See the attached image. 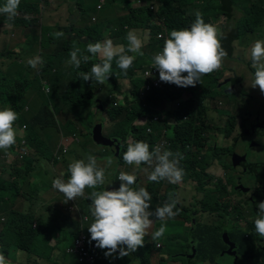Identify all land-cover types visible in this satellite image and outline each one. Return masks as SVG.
<instances>
[{"label":"rangeland","instance_id":"rangeland-1","mask_svg":"<svg viewBox=\"0 0 264 264\" xmlns=\"http://www.w3.org/2000/svg\"><path fill=\"white\" fill-rule=\"evenodd\" d=\"M128 1H132V7L136 9V12L144 13V16L140 18L138 17L137 24L134 23V25L129 26V30H135L136 34L142 40V43L144 45V41L146 40V32H149V30L145 29L146 26L160 25L163 28L162 38L163 41H165V39H167L169 35L166 31V27H164V23L166 22L164 18L165 15L159 17L158 14L159 5L161 3L160 0H105V2H102V8L104 6L103 9H99L98 5L95 3V7L88 10V12L83 16V18L88 20L89 23L100 21L104 25L106 23V20H108L107 17L110 14H112V17L118 15H126L130 10L129 7L126 5ZM38 2L39 1L20 0L17 17L21 18L24 15H28L30 18H32V22L35 20L33 22L34 24L45 25L52 28V30L49 32L51 34L50 37L52 41H54V47L59 48L60 44L62 45V43H57L58 37L54 35L56 33L55 26L56 24H59L61 26L73 25L70 21V18L72 17V15L79 14L76 8H74L76 0H41L39 2L40 5L37 4ZM110 2L115 3L118 7H114V5ZM235 2H237V5L240 6L241 13L243 14V16L238 20V22L235 23L230 21V19L228 18V14L224 10L226 6L221 2V0H203L200 1L199 4L195 2L196 6L186 7V13L189 15H193L194 18H196L195 13L199 12L206 23H210L217 28L218 34L223 40L228 32H239V36L235 39L236 46L234 48V55L235 57H238L239 55L243 54L244 56L249 58V62L247 65L248 67L243 70L242 75H250L251 79L249 77H247L245 80L243 78L237 79L233 75L231 76V80L228 82V84L230 85V87L234 86L231 93H235L241 89V83L243 81L245 82V88L248 90L249 93H245V96L242 95L241 99H245V104L250 109L258 110L255 115L249 114L244 111L242 115H244L245 117V123L247 127H254L258 125L261 127V132L259 129L257 130V134L260 132L259 135H253L252 137L249 135L245 136V138L250 139L247 143V148H238L239 142H242L241 137L240 140L235 143V145H233L226 151V154H229L231 156L244 155L242 153L238 154L240 149L241 152H247L246 155L249 161L252 160L254 162H262L264 161V143L261 144L258 140L260 139L264 142V99L259 108L258 102L260 99H262L259 93L260 89L257 87L252 88L250 86L254 79L255 70L249 65H251V46L255 43L256 40H260L256 37L255 34L258 33L260 30L264 29V0H235ZM99 3L100 0L98 4ZM140 6H146L148 7V9L146 8L145 10H142L139 8ZM251 7L253 9L252 13L249 15V21L247 22L245 20L244 23V19L247 16V8ZM50 15L52 19H49ZM93 16H95L97 20L94 21L92 19ZM0 18V92H11L13 95L16 96L18 95V93L24 94L19 100V103H23L24 101L33 102V100H36L38 103L42 104L44 101L48 100L47 93L49 92V87L47 85L44 86L43 83L41 84L42 87H37L38 82L36 80V75L37 73L39 75L43 64L37 70H34L31 67H27V61L29 58L40 56L42 57L44 63L47 54L46 50H48L49 48L46 45H43L41 47L39 42L37 45H35L33 39L30 36L29 38L24 37L23 35H26L28 33V29L25 31H21L20 34L18 26H15L8 22L6 16L0 14ZM192 22L193 21L189 20L187 23L191 25ZM231 24H235L236 26L234 28H231ZM76 25L78 26L77 23ZM190 25H188L186 28H189ZM247 31L251 33V35H249L245 41L238 40L240 39V36H242ZM123 34L124 35H122L121 41L126 38L127 35L126 32ZM231 39L232 35H228L227 41L230 42ZM121 41L120 46H122ZM21 45H23L25 49H32H30L26 56H21L23 57V60H21L22 66H18V55L15 52H17V49H19ZM77 47L84 50L86 48V45L80 44ZM72 49L73 47H69L70 51ZM9 64H13V67L10 69H8ZM231 65L244 66V63H240L237 61L232 62ZM18 70L20 71V74L16 77V80H10L3 73H1L2 71H5L9 77H14L16 74H18ZM216 74L217 71L212 73V75ZM28 75L34 83L33 87H28V84L31 83V81L28 80ZM64 78H67V75H64ZM146 79L147 77L141 76L138 78V82L145 84ZM204 79L205 76L201 78L202 84H204ZM237 80L239 81L237 82ZM208 82H210V79L208 80ZM147 83L148 82H146L145 86L147 85ZM54 85L57 86L56 84ZM226 85L227 84L222 83L215 85L214 83V90L220 93ZM26 88L27 92L24 93V89ZM251 92L253 93L252 95H250ZM231 93L230 97L235 95ZM105 95L106 91L104 93V98ZM135 98H137V96ZM1 99H4V101L7 103H4L0 100V109H3L5 107H12V101H10L9 98H5V96L3 95ZM226 100L227 97L217 95L214 102L219 103V101H221L222 105ZM120 101H122V99ZM177 104L178 102L175 101V106H177ZM163 105L164 103L160 99L155 105L156 109H153V112L158 113L159 108ZM105 106L109 107L110 103ZM99 108L100 106L97 103L86 106L85 108H83L84 117H87L93 112L92 115H95V119L93 118V120H96L97 114L98 116L96 126L100 131L103 132L104 136L110 139L111 141L106 140L105 142L99 143L100 139L93 140V136L90 135V137L88 138H91V141L86 142V149L84 148V155L89 156L90 153L95 150L98 166V150H102L103 148H105L109 151V154L114 160L111 167H108L107 162H105L103 165V168L106 169V175H108V179L111 180V183L106 185V188L108 190H118V184H120L118 176L121 173L122 156L123 153L126 151V144L136 141H144L150 143V141H146V139L139 137V133L128 134L127 138L124 141L122 140L123 138H119L111 134H116L117 129L114 130L111 127L112 122L108 120V111L106 110L104 112H100L101 108ZM235 112L237 114L238 110L234 109V113ZM211 114L215 115L216 113L211 111ZM135 120L136 119H134L133 121ZM246 126L244 127V130ZM20 129L23 131L22 128ZM17 130L18 129H16V131ZM113 130L114 132H112ZM68 138L69 136L65 138V141L68 140ZM16 139L18 140V135ZM151 142H153L152 149L156 146L161 145L160 142ZM23 143L24 141L22 140V151L29 147L27 142L26 144ZM119 143L120 145L118 146ZM90 144H92V148L89 147ZM210 144L217 146L224 145L220 144L213 134H211ZM122 145H125V148L121 151L120 149ZM76 153L81 152L76 151ZM16 154L18 155V157H20L18 150L14 151L11 148L7 150H0V160L9 161L12 159V157H17ZM116 155H118L117 158H115ZM83 159L85 161L87 160L86 157H83ZM72 161L73 160L69 159L67 161V164L69 165ZM139 166V173H136L135 171L131 173L137 177L135 186L140 185L141 187L146 188L151 194V187L149 186V182L153 181H149L148 177L154 170V165L150 166L144 163V165ZM8 167V164H0V174L4 170V172L7 174V179L9 181L17 182L15 175L6 170V168ZM197 169L191 168L189 171H186L184 169L185 175L189 179L197 178L199 175L200 186L206 185L209 181L213 185H220L219 188L213 193L212 201H210L211 194L207 195L206 203L216 209H221V216L223 217L222 221L217 225L206 226L204 228H201L200 226L193 227L192 224H189L182 228L181 224L176 219H165L161 221L156 219L155 217H151L150 219H152L153 221L151 229L153 227L156 231L163 224L166 226V232L162 237L163 245L161 247H156L155 244L149 245L146 240L151 238V234L150 232H147V234L145 235L144 244L149 245L151 247L152 253L151 261L150 259L146 260V263L160 264L159 254L165 252L166 250V264H174L177 260L179 261L176 262V264H205L204 256L206 254L214 250L222 252V246L225 247L226 244L229 243L230 240L233 238L240 239V242L243 246V251L241 252L240 257H238L236 260H233L234 258L230 256V260L232 262L231 264H255V258H253V253H257L262 259H264V238H261L256 234L254 227V221L257 218V213L254 212H257V209L254 208L253 212V205L250 203V201H247L246 204L243 205V207L241 205V202L237 203V200L243 202L247 196L245 194H238V190H241L243 192L246 188L235 187L231 191L232 195L230 196L227 192L228 181L235 184L236 174L234 173V171L230 172L228 166H223L224 176L216 181L211 176H201L200 170L198 169L197 171ZM217 169L218 168H213L212 170L214 171L211 172H215L217 171ZM128 172H130V169H128ZM257 174H264V170H262V168H260V170H256L255 176L251 175L248 177L243 175L242 177H240L242 185L254 187L258 179ZM2 175L3 174H1V176ZM34 175L35 177H29V180L33 183L34 188L37 190L36 193L29 195L31 197L30 199L33 203L38 201L42 202L45 206L43 207V210L47 213V215L39 213L34 207L31 206L32 210L36 211V215L43 216L42 221H44V223L41 221L40 217L36 215H34L33 217V226L41 225L43 227L42 233L44 234V236L39 235V242L40 240L42 241L40 242L42 246H38L37 243L34 249L31 250V252L26 250L25 242L17 230L19 224L18 205L24 204L25 199L23 195L19 194L18 196V194H16L18 191H16L14 184L10 183L11 185H13L12 189L3 188L2 190H0V254H3L5 256L7 264H76L78 260L77 252L79 250L78 234L83 233L84 224H86V217H84V205L79 207L78 200L76 199L73 205L68 206L70 210L76 208L74 210V213L72 212L70 215L69 211L67 213L61 211L60 206H62L65 202V197L61 192L53 188L52 185H49L51 177V168L46 163H43L42 173H35ZM57 177L63 179V176ZM262 177L264 178V175H262ZM1 181L2 180L0 179V185L3 184ZM23 188L24 190H29V184L27 183V181L23 183ZM86 191L90 193L92 190L86 189ZM169 192L172 193V190L170 188H163L160 193L161 195H166ZM243 193H246V191H244ZM84 199L87 201L86 196L80 198L81 201ZM89 202L90 199L88 201V204ZM51 205H54V211H52L48 207ZM243 210L246 214L244 220H235L234 218H228L230 215L238 216L242 214ZM24 211H26V207H24V210H22L21 212ZM237 226H241L243 230H240ZM13 234H15L16 236H13ZM157 242L160 241L157 240ZM184 245L189 247L185 251L181 249V247ZM237 246L238 244H235L234 248H236ZM92 250L94 253V262L92 264H135V259H146V253L141 252L144 250L143 248L138 249V252H140L138 255H129L123 258H118V254H114V256L112 257H106L105 251L107 250L100 249L99 247H97L95 241H92ZM175 252L177 255L175 254ZM180 252L185 253L182 256L180 255ZM81 264L87 263L83 262Z\"/></svg>","mask_w":264,"mask_h":264},{"label":"trees","instance_id":"trees-1","mask_svg":"<svg viewBox=\"0 0 264 264\" xmlns=\"http://www.w3.org/2000/svg\"><path fill=\"white\" fill-rule=\"evenodd\" d=\"M31 1L40 2L41 0ZM160 1L161 3L159 5L158 14L159 17L165 15L164 18L166 22L164 23V27H166L168 35L173 29L179 30L186 28L188 25H190L189 23H187L189 20L193 22L195 21L193 15H189L186 13V7L196 6L195 2L197 0ZM39 2L37 4L40 5ZM98 2L99 0H76L74 8H76L79 14L72 15V17L70 18V21L73 25L61 26L59 24H56L55 26L56 33H64L62 37L57 38V43H62V45L60 44L59 48L54 47V41H52L50 37L51 35L48 34V32L52 30V28H50L49 26L34 24L33 22L35 20L32 22V18H30L28 15H24L21 18L16 17L13 21H8L13 25L18 26L19 33L20 29H28V33L24 35V37L29 38L30 36L33 39L34 44H38L39 42L41 47L43 45H46L49 48L48 50H46L47 54L39 75H36V80L38 82L37 87H39V85L40 87H42V83L44 84V86L47 85L49 87V92L47 93L48 100L44 101L42 104L38 103L36 100H33V102L24 101L23 103H19V100L24 94L18 93V95L16 96L11 92H0V100L4 103H7L4 101V99L1 98L3 97V95L5 96V98H9V100L12 101L11 108L18 113V120L14 123V126L18 125L24 131L23 136H18V140L16 139L18 143L16 142L12 147H10L14 151L18 150L20 157H18V155L16 154L17 157L14 156L11 160L4 161V165L8 164L9 166L8 168H6V170L15 175L17 182L9 181L7 179V174L3 170L1 173L3 175L1 176L0 174V179L3 183L2 185H0V190H2L3 188L12 189L13 185L10 184L12 183L14 184L16 191H18L16 194H18V196L19 194L24 196L25 203L18 205L19 224L17 230L25 242L26 250L30 252L34 249L37 243L38 246H42V244L40 243L42 241L40 240L39 242V235L44 236V234L42 233L43 227L41 225L33 226V217L34 215H36L35 212L37 211L39 213L47 215V213L43 210V207H45L44 204L39 201L33 203L30 199L31 197L29 196L36 193L37 190L34 188L33 183L29 180V177L34 178V174L37 173V166L32 161L34 159H53L54 163H56L61 162L64 157L63 154H53L52 152H50L48 137H43L41 135V132L45 129L50 128L60 130L57 122L61 121L63 123L67 120L65 128L67 127L72 135H79L82 140H84V136H93L94 128L96 127V123L93 124L95 121L93 120V118L95 119V115L90 114L89 117H84L83 112V108L88 105L97 103L102 111H108V117L115 122V127L117 129L116 134H111L119 138H123L122 140L124 141L127 138L128 134H130L131 132L135 134L139 133V137L146 139V141H150V143H147L150 145V149L152 150L153 142L151 141H154L157 138V135H148L146 131L147 126L136 127L132 125V122L134 119H138L144 116L151 117L154 114L153 108L143 106L144 102H147L152 106H155L160 99L164 103V105L166 103H169V110L166 112L165 123L166 125L173 124L175 132L173 136L169 137L170 144L166 148H163L162 151H179L183 155V159L180 161V167H182L186 171H189L191 168H198L200 170L201 176L203 177L210 175L216 181L221 179L220 177L211 175V171L214 170H210L209 163L211 158L222 160L221 155L223 153L221 152V147L213 144H211L209 147L205 145V143L210 139L211 136V130L207 121L210 110H216L220 112L218 106L221 105V102H214L217 96V92L214 90V83L216 85L217 82V80L215 79L216 75H212V73L208 76L205 75L204 84L197 82L195 87H178L175 84L163 82L158 88L153 89V91L149 93L143 100L138 97L141 94L138 85V78L140 76L143 58L148 59L151 58L152 55L148 56L147 54H145L143 56H139L137 54L126 51L125 54L135 56L133 65L128 69V74L125 76L116 66L115 61H113L112 75L108 79V85H111V87H108L107 85H100L94 80L82 81L79 73L90 71L92 64L99 61L92 60L88 64H82L79 68H77L70 63L71 51L69 50V47H77L80 44H84L87 46V43L89 41H103L108 38L113 41L114 46H120L122 35H124L123 33L126 32L127 26L134 25V23L137 24L138 17L140 18L144 16L143 12H136V9L132 7V1H128L126 5L130 10L126 15H118L108 18L104 25L100 21L89 23L88 20L83 18V16L88 12V10L95 7L94 4H97ZM139 8L142 10H145L146 8L148 9V7L146 6H140ZM26 16L27 19L25 18ZM50 17L51 15L49 16V19ZM76 23L78 24V26L76 25ZM149 26L150 25L146 27L148 28ZM151 27L152 28L150 30L151 36L149 39V46L156 51L161 50L163 48L164 41L162 37H158V34L163 33V28L160 25ZM109 31L112 33L108 36ZM104 34H106L107 37H104ZM147 34L149 33H146V40L144 41V45L141 49L143 53L146 52V42H148ZM121 43L122 46L127 49L128 42L126 38H124ZM1 73H3L10 79L5 71H2ZM64 75H67V78H64ZM209 79L210 82H208ZM33 84L34 83L31 80V83L28 84V87H33ZM54 84H58L59 86H55ZM105 91L106 95L104 98ZM26 92L27 88L24 89V93ZM136 96L137 98H135ZM121 99L122 101H120ZM175 101H178V105L176 106V108H174L173 106ZM109 103L110 106L106 107L105 105ZM114 103H116V105H114ZM101 110L100 112H102ZM234 124L236 125V120H229L225 124V127H222V129L225 131V128H227L230 131L233 128ZM154 127L156 131L162 129L161 124H155ZM242 134L246 136V134ZM22 138L25 139L29 146L24 151L21 150ZM76 142L77 141H75V143ZM122 149H124V145H122L121 151ZM79 151L84 154L83 148ZM210 153H213L211 157ZM227 162L228 165L232 167V164L230 163V161H228V159ZM248 164H253L256 166L262 165L261 162H254L252 160L248 161ZM59 168L60 167H57V170ZM64 172L66 174H64ZM61 173L65 181L70 176L68 167H64ZM257 175L264 183V178L262 177V175L264 174ZM26 181L29 184V190H24L23 188V183ZM154 184L158 189L161 187L169 189L171 186L170 183L163 185L162 180H160L159 182H154ZM49 185H51L50 182ZM219 186V184H215L214 190L216 191ZM86 193L87 192H85V195ZM170 195L171 192L166 194V196ZM80 198L82 197L76 198L78 200V206L80 207L84 205L85 211L87 202L85 199L81 201ZM74 202L75 200L64 202L63 205L60 206V210L65 213L69 211V214L71 215L72 212L74 213V210L76 208L70 210L68 206L73 205ZM31 206L34 207L36 211L32 210ZM53 206L54 205L48 207L52 211H54L55 209L53 208ZM24 207H26V211L21 212L22 210H24ZM208 207L211 211L219 210L218 208L216 209L210 205H208ZM36 216L40 217L42 221V215ZM42 222L44 223V221ZM13 236L16 235L13 234ZM233 240L237 241V243L239 244L238 248L240 249V251H243V246L240 242V239L233 238ZM88 245L92 248V242L88 243ZM149 245L144 244L143 247H140L144 249L141 252L146 253V259H135V264H147L146 260H149L152 254L151 247ZM223 248L224 247L222 246V249ZM138 249L131 255H138L140 253L138 252ZM219 253V251L214 250L208 253V255L210 256V259H213V257L218 255Z\"/></svg>","mask_w":264,"mask_h":264},{"label":"clouds","instance_id":"clouds-1","mask_svg":"<svg viewBox=\"0 0 264 264\" xmlns=\"http://www.w3.org/2000/svg\"><path fill=\"white\" fill-rule=\"evenodd\" d=\"M100 3L102 4V0H100ZM19 5L20 0H5L3 5H0V14L6 16L8 21H13L18 15ZM195 16V21L191 23L189 28L171 30L161 50L156 51L149 46L151 26L145 28L149 30V32H146L149 34L148 42H146V52L144 53L141 51L142 40L135 30H129L130 27L127 26V49L124 46H114L111 39L89 41L84 50L73 47L70 52V63L79 68L82 64L98 60L99 62L92 64L90 71L80 72L79 75L82 81L94 80L100 85L111 87V85H108V79L112 75L113 61L126 76L128 69L133 65L135 56L127 55L125 52H131L139 56L147 54L148 56L152 55V57L143 58L139 77H146L147 71H153L156 68L159 71L156 78L159 77L162 83L175 84L178 87H195L197 82L201 83L203 76H208L221 69L223 60L227 57V51L221 45V37L217 28L210 23H206L199 12H196ZM25 18L27 19V16ZM54 35L62 37L64 33L57 32ZM159 35H162V33H159L158 37H160ZM250 60L251 67L255 70L254 79L250 86L252 88L258 87L264 93V40H256L251 46ZM27 63L31 68L37 70L43 64V59L40 56H35L29 58ZM28 80L31 81L29 75ZM149 81L150 79L147 77L145 84ZM145 84L138 83L141 92L138 97L143 100L153 89L159 87L151 84L147 88ZM143 106L156 109L155 106L147 102H144ZM160 108L158 113H154L151 117H140L133 121L132 125L136 127L151 126L153 132L149 133L146 127L147 134H156L155 142L163 135V139L168 146L170 139L166 136L165 119L140 124V120L152 119L154 115L161 116ZM252 110L257 111L258 109ZM17 120L18 113L12 108L5 107L0 110V150H7L16 143L17 131L14 128V123ZM108 120L112 122V127L115 130V122L110 118ZM155 124H161L162 129L156 131ZM243 133H245V130ZM73 138L75 141H79L76 137H70L69 141L75 142ZM23 141V144H26L24 138ZM149 149L150 145L144 141L126 144V151L122 156L121 173L118 176L120 181L118 190H108L106 188L111 180L108 179L103 165L104 160H106L108 167H111L113 163L111 155L106 158L99 156L97 166L95 156L89 155L85 161L83 159L85 155L78 153L68 165L69 178L65 181L57 177L52 181V187L64 195L65 202L86 196L85 189L92 190L86 196V214L84 211L86 224H84L83 233L87 236L85 248L88 252V259H81V255L77 254L76 264L83 262L92 264L94 262L93 250L88 245L92 241H95L96 246L100 249L107 250L105 251L106 257H112L114 254H118V258L129 256L138 248L143 247L144 237L147 234L146 230L153 223L150 217L154 216L156 219L163 221L174 218L178 214L177 211H174L177 201L172 199L171 195L170 199L164 196L159 201L152 202V196L146 188L140 185L135 186L137 177L131 173L134 171L139 173V165L146 163L150 166L154 165V170L148 177L149 181L167 180L171 184H179L185 175L184 169L180 167L183 155L179 151H162L160 146L154 147L151 151ZM63 152L67 153L66 149ZM117 157L118 155L115 158ZM128 169H130V172H128ZM158 204L161 206H157ZM257 206L259 211L254 221L255 232L259 237L264 238V201L259 202ZM165 232L166 226L162 224L152 233L151 239L153 242L151 244H157L158 247L160 242H157V240L162 238ZM0 264H7L3 254H0Z\"/></svg>","mask_w":264,"mask_h":264},{"label":"crops","instance_id":"crops-1","mask_svg":"<svg viewBox=\"0 0 264 264\" xmlns=\"http://www.w3.org/2000/svg\"><path fill=\"white\" fill-rule=\"evenodd\" d=\"M27 1H31V0H27ZM4 2H5V0H0V5L3 4ZM110 3H112L114 5V7H116L115 3H113V2H110ZM103 8H104V6H103ZM103 8H101V9H103ZM93 17H95V16H93ZM93 17H92V19H93ZM111 17H112V14H110L107 17V19L111 18ZM50 19H52V18L50 17ZM95 20H97L96 17H95ZM25 30H27V29H20V34H21V31H25ZM24 33H26V32H24ZM111 33L112 32L109 31L108 36ZM48 34L51 35L49 32H48ZM104 37H107L106 34H104ZM237 37H238V35H235L232 37V40L230 43L232 49H234L236 46L235 39ZM260 40H264V39L260 37ZM224 44H225V40L221 39V45L225 49ZM35 45H37V43H35ZM30 49H32V48H30ZM30 49L29 50L25 49L23 45H21V47L19 49H17V52H15V53L18 55V60H19L18 66H21V60H23V57H21V56L22 55L26 56V54L30 51ZM244 58L248 59L246 56H244ZM224 62H225V59L223 60V64L221 67L222 69L217 70V74L219 71H223V68H225ZM249 66H251V65H249ZM12 67H13V64H9L8 69H10ZM27 67L30 68L29 65H27ZM17 69H18V67H17ZM18 73L20 74L19 70H18ZM19 74H16L14 77H10V79L16 80V77ZM247 77H249L251 79L250 75H244L243 79L245 80ZM57 86H59V85L57 84ZM39 87H40V85H39ZM245 93L248 94L249 92L245 88V82L243 81L241 83V89L239 91H237L235 95L228 97L227 100L222 105L218 106V108L220 109V112L216 111V110H212L213 112L216 113L215 115H213V114H211V110H210V114L208 116L207 121L209 123L211 134H213L215 136L216 140L220 144H224V145H220V146H223L224 148H231L233 145H235L236 137H239L244 132V127L246 126V123H245V117H244V115H242L243 111L247 112L249 114H252V115H255V113L257 112L256 110L250 109L245 104V99H241V96L244 95ZM259 93H260V97L262 98L258 102V106L260 107L262 102H263V99H264V93H262L260 91H259ZM252 94L253 93L251 92L250 95H252ZM234 109L238 110L237 114H236V112L234 113ZM91 114H93V112ZM89 115H88V117H89ZM96 116H98V115L96 114ZM232 119L236 120V125L234 124L233 128L230 131L227 128H225V131H224L222 129V127H225V124L229 120H232ZM66 121H64L63 123L61 121L57 122L60 130L55 129V128H50V129H45L41 132V135L43 137H45V138L48 137V145L50 148V152H52L53 154H56L58 152V153H62L64 155L61 162L54 163L53 159L52 160H42V159L36 160V159H34L32 161V162L37 164V173L36 174L42 173V164L43 163H46L51 168V177H50L51 185H52V181L55 178H57V176H62L61 172L63 171V168L68 167L67 161L69 159L73 160L78 155V153H76V151H79L82 148L86 149V142L91 141L90 138L85 137V136L83 137L84 140H82V138L79 135H72L70 133V131L67 129V127L65 128ZM96 121H97V117H96V120L93 124H95ZM111 127H112V125H111ZM14 128L18 129L17 135L22 137L24 132L19 128V126L15 125ZM249 128H251V127H249ZM253 129L256 131L260 129V132H261V127L258 125L254 126ZM260 132L256 135H259ZM68 136H69V138L72 136H75L76 138H78L79 141L76 143L71 142V140L69 141V138H68V140L65 141V138H67ZM22 140H23V138H22ZM210 142H211V136L209 139V144H210ZM89 147L92 148V144H90ZM63 149L64 150L66 149L67 153H64ZM90 155L96 156V151L94 150L92 153H90ZM109 155H110L109 151L105 148H103L102 150H98V156H102V157L106 158ZM85 157L87 158L88 155H85ZM237 157L238 156H232L231 162L234 161V163H235ZM221 158H222V160L220 159L219 164H218V162H214V163L210 162V170H212L214 167L218 168L217 171L211 172V175L216 176V177H220V178H222L224 176L223 166H225V163H228L226 153H223V157H221ZM4 163H5L4 161H0V164H4ZM34 163H33V165H34ZM261 163L263 164L264 161H262ZM57 167H60V168L57 170ZM229 170L231 172V170H233L232 167H230ZM162 182H163V185L169 183L167 180H162ZM150 183H154V182H149V186L151 187ZM231 183L232 182L228 181L227 192L229 193V196L232 195L231 191L229 190V184H231ZM170 189L172 190L171 198L175 199L177 201L176 208L174 209V211H177V213H178V207L180 205H182L183 203L187 202L190 198H195L197 196L201 197L202 208L204 211L202 212V214L197 216V219H196L198 222V226H200L201 228H204L206 226H214V225L219 224L222 221L223 217L221 216L222 215L221 209H219L217 211H215V210L211 211L210 209H208V205L206 203L207 195L211 194V196H210V199H211L213 196V193L215 192L214 185L210 184L209 187H207L206 185L200 186L199 175L197 178H194V179H189L186 175H184L182 182L179 184H171ZM197 191L199 192V194H197ZM85 192H87L86 196H88V191H86V189H85ZM154 194H155V190L151 187V196L153 197ZM164 196L167 197L168 199H170V196H166V195H164ZM157 206H161V205L158 204ZM207 212H209V214ZM243 216H245V215L244 214L241 215L239 220H243L244 219ZM175 217L170 218V219L171 220L175 219ZM146 231L150 232L151 236H152V233L155 232L153 227H152V229L150 227ZM159 241L163 245V242H162L163 239L160 238ZM146 242H148L150 244L153 241L150 238V239H147ZM196 254H197V252H196ZM159 257H160V264H166L167 251L165 250V252L160 253ZM253 258H255V264H264V259H262L257 253H253ZM150 261H151V258H150ZM178 261L179 260H177L176 262H178ZM176 262L174 264H176ZM204 262H205V264H231L232 263L230 260V256L224 252H220L218 255L213 257V259H210V256L208 254H206L204 256Z\"/></svg>","mask_w":264,"mask_h":264},{"label":"flooded vegetation","instance_id":"flooded-vegetation-1","mask_svg":"<svg viewBox=\"0 0 264 264\" xmlns=\"http://www.w3.org/2000/svg\"><path fill=\"white\" fill-rule=\"evenodd\" d=\"M200 1H203V0H197L196 3L199 4ZM245 1H247V0H245ZM221 2L223 4H225V6H226V8L224 10H225V12H227L228 18L230 19V21H232L233 23L238 22V20L243 16V14L241 13L240 6L237 5V2H235V0H221ZM252 7L251 8H247V16L244 19V23H245V20L247 22L249 21V15L252 13V9H253ZM261 19H262V17H261ZM260 20H259V22H260ZM235 26H236L235 24H231L230 25L231 28H234ZM228 35H232V37L235 36V35H238L239 36V33H237V32H231L230 31V32H228L226 34V36H228ZM249 35H251V33H249L247 31L242 36H240V39H238V40L245 41ZM255 35L259 39H260V37L264 39V29L260 30ZM224 40H225L224 47H225V49L227 51V57L225 58V62H224V67L225 68H223V71H219L218 72V74L215 76V79L217 80L216 85H218L219 83L227 84L222 89V91L220 93L217 92V95L225 96V97L228 98V97H230V93L232 92V90L234 88V86L230 87V85L228 84V82L231 80V76L234 75L237 79L243 78L244 77V75H242L243 74V70H245L248 67L247 65H248V62H249V58L248 59H245L243 54L242 55H239L238 57H235V55H234V49H232V47L230 45L232 39L230 40V42H228L227 41V37H225ZM237 61L240 62V63H244V66L231 65L232 62H237ZM238 81L239 80H237V82ZM231 94H236V92L235 93H231ZM219 102H221V101H219ZM173 131H174V125L173 124L166 125V136L168 138L170 136H173L174 135V132ZM256 134L257 133H255L253 135H256ZM241 137H242V142H239L238 148H240V147L247 148V143H248V141L250 139L245 138V136L242 135V134L239 137H236L235 143L237 141H239ZM258 141L261 144L264 143L260 139ZM205 145L207 147L210 146L209 140L205 143ZM220 147H221V152L222 153H226V151L229 149V148H224L223 146H220ZM239 153H242L244 155L247 154L246 151L241 152L240 149H239L238 154ZM212 154L213 153H210V157H211ZM221 157H223V154L221 155ZM246 157H247V155H246ZM227 159L232 164V169L233 170H231V172L234 171V173L236 174L235 175L236 176L235 184H233V183L229 184V190L232 191L235 187H238V188H248L247 191H246V189H244V191H246V193H243L244 191L242 192L241 190H238V194H245L247 196H246V198H245V200L243 202L237 200V203L241 202V205L243 207V205H245L247 201H250V197H251V195H252V193L254 192L255 189H260L261 190V194L264 195V183L261 181V179H259V178L257 179V182L254 185V187H251V186L248 187L247 185H242V183H241L240 177H242L243 175L244 176H248V177L251 176V175H254L255 176V172H250V167H248V165H247L249 159H246V161L243 162L238 167H235L234 166V161L231 162V159H232V156L231 155L228 154L227 155ZM105 162H106V160H104V163ZM210 162L211 163L218 162V164H219L220 163V159H213V158H211L210 161H209V163ZM225 165L228 166V168L230 169V166L228 165V163H225ZM210 184L211 183L209 181V182H207L206 186L209 187ZM150 185L155 190V194L152 197V202H157L161 198L164 197V195H161V193H160L161 190L163 189V187L158 189L154 183H150ZM197 194H199L198 191H197ZM212 199H213V196L210 199V201H212ZM250 203H251V201H250ZM252 208H253V206H252ZM208 209H210V208L208 207ZM203 211L204 210L202 208V199H201L200 196H197L195 198H190L187 202L183 203L182 205H180L178 207V214L176 215L175 219L181 224V227L182 228L185 227V226H187V225H189V224H192L193 227H198V222H197L196 219H197V216H199L200 214H202ZM207 213L209 214V212H207ZM243 214L245 215V216H243L244 219H245L246 214H245L244 210H243V213L242 214H240L238 216H232V215H230L228 218H230V219L231 218H234L235 220H239L240 219V216L243 215ZM237 227L240 230H243V228L241 226H237ZM234 243L235 244H238L237 241L231 239L230 242L227 243L226 246L222 249V252H224V253L228 254L229 256L233 257L234 258L233 260H236L238 257H240V254L242 252L238 248L239 247V244H238V246L236 248H233V250L231 251V252L234 251L235 255H233V253H231V254L228 253V250H229L230 246L232 244H234ZM235 244H234V247H235ZM158 245H159L158 247H161L162 246V243L160 242ZM188 248L189 247L186 246V245H184V246L181 247V249H183L184 251L187 250ZM180 253H181L180 255L183 256L185 252H180ZM175 254H176V252H175ZM188 259H190V258H188Z\"/></svg>","mask_w":264,"mask_h":264},{"label":"built area","instance_id":"built-area-1","mask_svg":"<svg viewBox=\"0 0 264 264\" xmlns=\"http://www.w3.org/2000/svg\"><path fill=\"white\" fill-rule=\"evenodd\" d=\"M104 0H102L103 2ZM98 8H102V4L100 3L98 5ZM93 19H95V17H93ZM160 37L162 35H159ZM159 74L158 69H153V71H147L146 72V77H148L150 79L149 83L147 84V88H149L151 86V84H154L155 86H160V84L162 83V81H160L159 77L156 78V75ZM174 108H176L175 106V102L173 104ZM169 110V103H166L165 105H163L160 108V112H161V116L159 115H154L152 119L148 120H140V124H144V123H148L150 121H163L165 119L166 116V112ZM147 131L149 133L153 132V129L151 126L147 127ZM164 132V130L162 131V133ZM156 142H160V148H166L167 147V143L166 141L163 139V135L161 136L160 139H158ZM79 239H78V243H79V250L77 252V254L81 255V259H88V252L86 251L85 248V241L87 239V236L85 233L79 234Z\"/></svg>","mask_w":264,"mask_h":264},{"label":"water","instance_id":"water-1","mask_svg":"<svg viewBox=\"0 0 264 264\" xmlns=\"http://www.w3.org/2000/svg\"><path fill=\"white\" fill-rule=\"evenodd\" d=\"M247 128L248 127L245 128V133H244V134H246V136L247 135L252 136L253 134L257 133V131L253 129V127L249 128V129H247ZM93 139H95V140L96 139L97 140L100 139L99 143L100 142H105L106 140L111 141L110 139H108V138H106L104 136L103 132L100 131L97 126L94 128ZM118 146H119V144H118ZM246 159H247L246 155H239L237 157L235 163H234V166L235 167L240 166L243 162L246 161ZM247 165H248V167H250V172H255L256 170H260V168H262V170H264V163L262 165H260V166H256V165L248 164V163H247ZM258 178H259V176H258ZM259 179H261V178H259ZM247 189L248 188H246V191H247ZM250 201H251V203L253 205V211H254V208H256L257 212H258L259 211L258 206H257L258 203L261 202V201H264V195L261 194V190L260 189H255L254 190V192L251 195ZM257 212H255V213H257ZM233 248H234V245L232 244L230 246L229 250H228V253L229 254L233 253V255H235L234 251L231 252L233 250Z\"/></svg>","mask_w":264,"mask_h":264}]
</instances>
